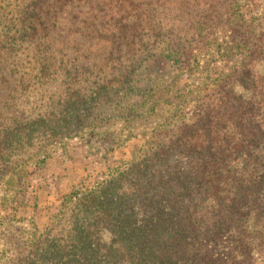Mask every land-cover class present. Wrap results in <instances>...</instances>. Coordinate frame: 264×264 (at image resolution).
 Returning <instances> with one entry per match:
<instances>
[{"label":"trees","instance_id":"16d2710c","mask_svg":"<svg viewBox=\"0 0 264 264\" xmlns=\"http://www.w3.org/2000/svg\"><path fill=\"white\" fill-rule=\"evenodd\" d=\"M222 3L0 0V191L50 145L109 118L133 122L161 100L177 108L137 158L22 237L14 264H256L264 254V31L229 30L242 19ZM227 43L243 59L212 77ZM157 55L201 74L189 114L180 91L125 104Z\"/></svg>","mask_w":264,"mask_h":264},{"label":"rangeland","instance_id":"374dc122","mask_svg":"<svg viewBox=\"0 0 264 264\" xmlns=\"http://www.w3.org/2000/svg\"><path fill=\"white\" fill-rule=\"evenodd\" d=\"M221 1L224 10L231 6L233 16L242 19L239 24H228L229 30L251 36L264 31V0ZM219 34L221 38L226 35L222 26ZM224 46L225 56L213 65L212 77L226 73L235 61L243 59L235 54L232 44ZM209 49L212 51L216 46L209 44ZM255 67L264 73V60L255 62ZM200 75L199 71L183 70L164 56H154L135 75L134 92L125 104L143 102L144 94L150 89L152 96L157 95L153 100L159 95L170 97L180 91L187 102L179 110L189 114L193 107L191 99L199 90ZM160 103L163 109L145 113L133 122L109 118V122L95 131L87 129L76 137L48 146L44 160L43 156H36L21 165L19 176L0 191V264H14L13 260L21 252L22 237L44 231L59 213L66 196L93 189L119 166L142 153L153 128L176 113L177 108L162 100ZM256 264H264V254L257 257Z\"/></svg>","mask_w":264,"mask_h":264}]
</instances>
